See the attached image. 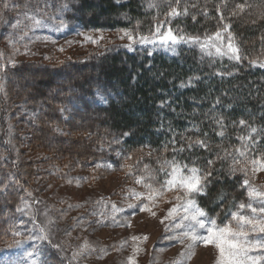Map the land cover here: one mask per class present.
<instances>
[{
    "label": "trees",
    "instance_id": "obj_1",
    "mask_svg": "<svg viewBox=\"0 0 264 264\" xmlns=\"http://www.w3.org/2000/svg\"><path fill=\"white\" fill-rule=\"evenodd\" d=\"M49 1L55 7L69 3L68 10L60 13L63 21L73 25L114 32L121 28L135 29L139 20L141 34H147L150 28L154 30L153 18L164 21L170 7L176 5V0L170 3L169 0H122L120 4L115 0ZM148 1L157 6L149 8ZM12 2L24 11L27 3L29 9L41 10V7L44 13L50 12L47 5L39 6L36 0ZM240 4L245 5L243 11L237 9ZM178 8L181 13L187 8V14L168 17L164 27L203 38L228 24L241 50V61L204 56L191 44H177L174 51L141 44L129 50L118 41L85 45L89 47L56 61L52 54L44 57L46 60L16 61L14 65L4 58L0 60L5 65L3 73L0 72V215L2 209L9 213L16 207L30 177L48 173L42 168L46 164L88 167L89 162L104 159L112 162L119 151L121 157L130 155V162L142 160L140 163L146 164L152 174L158 160L172 159L173 139L178 148L187 142L182 138L202 137L207 132L211 152L194 148L175 154L183 163L191 164L195 160L198 166L206 168L207 161L215 160L221 151L218 145L239 146L237 137L247 135L248 128L238 124L240 119L259 130V151L254 155L264 152V68L250 63L264 61V0H180ZM8 12H3V28L13 17ZM5 31L0 34L10 32ZM87 67L99 69L98 74L86 71ZM55 75L65 76L66 83L55 84ZM189 78H193L191 83ZM182 83L184 87L180 86ZM97 89L108 97L106 104L96 99ZM217 98L221 103L213 109ZM162 101H167L164 107H160ZM61 107L66 111L61 113ZM213 112L227 118L223 140L215 135L219 129L206 118ZM92 114L99 116L91 117ZM232 121L237 125L233 126ZM193 124L199 127V132ZM53 125L62 131L55 132ZM125 132L130 135L123 136ZM114 137L120 143H111ZM36 152L44 154L35 157ZM231 164L230 158L216 160L215 169L222 171L213 175L220 179L212 184L207 197H198L200 206L220 223L231 217L230 201L235 199L238 204L248 200L247 189L241 187L245 175L236 172L230 176ZM220 190L227 193L226 198L223 203H213ZM8 226H12L9 221L0 222V239Z\"/></svg>",
    "mask_w": 264,
    "mask_h": 264
},
{
    "label": "rangeland",
    "instance_id": "obj_2",
    "mask_svg": "<svg viewBox=\"0 0 264 264\" xmlns=\"http://www.w3.org/2000/svg\"><path fill=\"white\" fill-rule=\"evenodd\" d=\"M36 1L39 6L46 7L47 5L50 8V12L47 14L44 13L45 11H41V7V10L30 9L32 14L43 21L42 26L32 27L33 21L25 18L22 14L24 10H21L20 7L12 8L13 11L12 9L9 10L7 14L13 17L5 28H3L5 14L3 15V22L0 20V33L5 29V33L10 31L6 35L0 34L2 36L0 37V51L3 52V58L7 60L6 62L14 60L15 62L24 63L33 59H44V57H48V54H52L51 57L56 61L64 57H72L80 50L89 47L85 45H97L99 43L103 45V42L106 44L107 42L117 41L123 45L129 43L126 38H119L117 35L118 30L109 32L101 29H86L75 25V23L73 25L66 20L64 22L68 27L57 30L63 20L60 13L63 11L58 6L61 7L63 4L55 7V4L50 3L49 0ZM40 2L44 3L41 4ZM17 21H20L19 27L13 28ZM164 30H167V27H164ZM81 33L87 34L93 39L100 35H103L104 38L99 40L98 43H92L86 41L85 36ZM37 37H40V39H37ZM43 37H50V39L45 40ZM9 38L15 42L11 46L8 44ZM141 46L155 47L153 45ZM196 46L202 55L208 56L201 52L199 45ZM61 48L63 51L60 50ZM209 57L232 61L227 57ZM78 71L81 72L82 70L79 69ZM86 71L98 74L99 69L89 68L88 70L87 67ZM22 79L27 81L25 77ZM54 83L64 84L66 83V77L55 75ZM52 90L54 89L52 88ZM52 90H50L51 93ZM73 107L75 108V106ZM98 116V114L91 115L95 118H98ZM4 119L8 122L7 117H4ZM11 133L12 131H9V134ZM36 154H34L35 157L44 153L36 152ZM121 154L117 156V152H115L114 158L117 159L112 162L105 159L93 164L89 162L88 165L90 166L88 167H74L67 163L42 166V168L48 170V173L38 177H30V182L28 184L26 182L17 198L19 202H16V207L14 206L15 208L9 213L2 209L0 222L2 220L9 221L12 226H17V230L25 232V234H27L28 229L34 227L32 217H35L36 224L45 226L49 239L35 242L42 251L39 259L43 261V264H127V257L130 255H134L136 264H172L184 245L175 239H165V236H176L180 230L175 229L170 220H165L163 224L160 221L166 215L168 208L176 203L175 193H166L164 199L152 208L156 213L155 216H152L149 212H141L138 207L128 208L129 203H139V201L126 197L124 193L129 188L144 192L145 189L142 185L136 184L135 178L141 175L147 176L150 172L149 167L147 171L141 170L142 167H145L142 165L146 164H141L140 161L142 160L139 158L133 160L134 162H130L131 159H127L130 155L126 154L125 157H121ZM97 164H111L112 167L97 168ZM121 165L125 167H121ZM128 165L132 166L131 174H129ZM156 165L157 169L152 174L156 177V181L162 182L164 175L159 171L160 164L157 163ZM38 167H41V165ZM248 179L253 185L264 190V171L257 172L254 176L249 174ZM101 197L104 198V203L96 204L95 202L100 200ZM247 202L248 200L245 203ZM112 203L123 209L115 217L117 221L123 223V226L113 223ZM144 203L147 204L148 201L145 200ZM25 204L28 205L27 210L30 215L17 210L23 208ZM69 205H72V207H69ZM76 205L81 206L77 207ZM149 206L151 207V205ZM253 206L259 207L260 205L258 202H254ZM243 214H249V210L246 209ZM230 220L231 217L221 223L217 221V223L222 226ZM176 223H179V219L176 220ZM165 225H169L173 230L166 233ZM12 226H8L6 230H3V238L0 239V254H3L0 258V264H19L25 258L24 252L26 250L31 251V241L19 248L10 247L12 241L16 239L11 235ZM133 236H146L147 239L133 241L131 239ZM85 241L92 245V248L82 251L81 245ZM53 245L59 247H53ZM133 247L140 250L133 254ZM101 249L104 251H101ZM193 251L192 258L185 260L184 264H215L217 250L214 245L205 246L198 243ZM74 253H78L75 258H73Z\"/></svg>",
    "mask_w": 264,
    "mask_h": 264
},
{
    "label": "snow or ice",
    "instance_id": "obj_3",
    "mask_svg": "<svg viewBox=\"0 0 264 264\" xmlns=\"http://www.w3.org/2000/svg\"><path fill=\"white\" fill-rule=\"evenodd\" d=\"M122 0H115V3L120 4ZM171 0H169V3ZM180 0H176V5L171 6L170 10L165 14L166 19L164 21H159L157 18L154 20V30L149 29L147 34H141L138 31L140 26V21L137 20L135 29L121 28L118 29L117 35L120 39H127L129 43L124 45V47L129 50L132 49L133 44L141 45H153L164 47L166 49L175 50L177 44H191L199 45L201 52L205 53L208 56H218V57H227L229 60L241 61L242 55L241 50L238 47L235 37L229 31V25L224 24L222 29H218L212 34H205L202 38L200 36H192L184 34L182 30L177 29L173 30L171 27H168L167 30H164V25L168 23V17H177L180 15L187 14V8L184 9L183 13L178 8ZM154 3H149L148 7H156ZM14 7H20L12 2V0H0V20H3V12L5 10H11ZM25 11L22 13L25 18L33 21L32 27H40L43 25V21L36 17L35 14L31 13V10L28 8L27 3L23 6ZM69 3H65L61 6V11L68 10ZM245 5H237V9L243 11ZM219 11V7L217 8ZM207 14V10H205ZM233 15L236 13L233 12ZM129 17L125 14V19ZM195 19V17H193ZM223 19V17H221ZM20 21H17L13 28L19 27ZM68 27V25L62 20L57 30ZM225 33L227 35L225 36ZM86 41H91L92 43H98L99 40H102L104 37L100 35L96 39L93 37L83 34ZM40 39V37H37ZM47 40L50 37H43ZM225 40L227 43H225ZM15 42L9 38L8 44L11 46ZM63 51V49H60ZM4 54L0 51V60H3ZM8 63L15 64V61L9 60ZM251 64H259V67L264 68V61L251 60ZM5 65L0 63V72H3ZM216 75H225V73H216ZM227 75H232V73H227ZM135 79V77H133ZM193 78H189V83ZM198 79V77L196 78ZM184 87L182 83L180 85ZM2 88V85H0ZM96 99L101 103H107L108 97L100 89H97L95 93ZM167 101H162L160 107H164ZM221 101L219 98L215 101L213 109L215 106L220 104ZM231 107V105H228ZM61 113L65 112L66 109L61 107L59 109ZM206 118L211 119L212 123L219 129L215 132V135L220 137L222 140L226 136V129L228 127L226 123V117L223 114L215 113ZM239 126L247 127V135H239L237 139L240 141L239 146H233L231 148H223L222 145H218L221 149L220 152L216 154V159H209L207 161V167L198 166L195 160L189 165L183 163L176 159L175 154L181 153L186 150H192L194 148L204 149L211 152V146L208 139V133L204 132L203 136H197L196 138H182L186 139V144H182L180 147H175L176 141L172 140L174 153L172 159H163L158 160L160 164L159 171L163 173L164 180L162 182L156 181V177L152 174L147 176L141 175L135 178L136 184L142 185L145 189L144 192L136 191L134 188H129L124 195L126 197L134 198L139 201V203H129L128 208H139L141 212H149L152 216H155L156 213L152 210L161 200L164 199L165 194L169 192H174V199L176 201L172 207L168 208L166 215L161 219L163 224L165 220H170L174 225L175 229L180 230L176 236H165V239H175L178 240L184 248L179 253L178 257L172 261V264H184L185 260H190L194 255V248L198 243H202L205 246L214 245L217 250V256L215 264H264V190L261 187L255 186L248 179L249 174L255 175L257 172L264 171V152H259L258 155L254 153L258 152V132L259 130L248 125L247 121L240 119L238 121ZM232 125L236 126L237 122L232 121ZM193 128L199 132L200 129L197 125L193 124ZM53 130L55 132H61L62 129L58 126L53 125ZM130 135L129 132L123 133V136ZM111 143H120V140L113 138ZM167 150V146H165ZM121 153L117 152V156ZM231 159L232 164L228 169V174L234 176L236 172H241L245 175V179L242 182L241 187L247 189L248 202L243 201L237 202L235 199L229 202V212L231 220L228 223L223 224L222 226L217 223V218L210 216L205 208L201 207L198 203V197H207L209 195V189L212 184L220 179L213 175L214 172L222 171L215 169L214 165L216 160ZM131 159V156L127 157ZM97 168L105 167L111 168V164H97ZM121 167H125L121 165ZM129 169V174H131V165L127 166ZM148 170V166H145V171ZM227 193L223 190L218 191L214 198L213 203H223L226 198ZM143 198V199H141ZM148 203H144V201ZM168 202V201H165ZM254 202L259 203V207H254ZM96 204H103L104 198L101 197L100 200L95 202ZM151 205V207L149 206ZM80 207L81 205H76ZM235 206V210L231 208ZM72 207V205H69ZM28 205L25 204L23 208H18V211L24 212L26 215H30V212L27 210ZM249 210V214H243L245 210ZM123 209L117 207L115 203L111 204V215L113 223L123 226L122 222L116 220V214L122 212ZM95 214V213H94ZM103 215V213H101ZM179 219V223H176V220ZM33 229H28L27 234L20 230H17V226L13 225L11 228V235L16 237L12 241L10 247H21L27 245L29 241L32 242L30 245L31 251L24 252V259H22L19 264H43V261L39 259L42 255L41 249L36 245V241H46L48 240V235L45 231V226L36 224L35 217H32ZM129 226L130 225V222ZM173 229L169 225H165V232L168 233ZM133 241L147 239L146 236L131 237ZM187 241V243H185ZM50 242V241H49ZM53 247H59L58 245H53ZM90 245L87 241L81 245V250L90 249ZM95 250V249H92ZM140 249L133 247V254L138 252ZM101 251H104L101 249ZM78 253L73 254V258L76 257ZM127 264H136L134 255L127 257Z\"/></svg>",
    "mask_w": 264,
    "mask_h": 264
}]
</instances>
